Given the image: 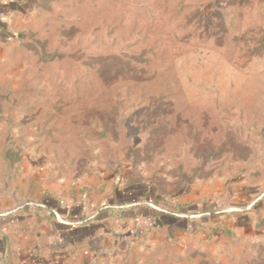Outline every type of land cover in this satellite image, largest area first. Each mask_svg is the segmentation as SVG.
Listing matches in <instances>:
<instances>
[{
    "label": "rangeland",
    "instance_id": "rangeland-1",
    "mask_svg": "<svg viewBox=\"0 0 264 264\" xmlns=\"http://www.w3.org/2000/svg\"><path fill=\"white\" fill-rule=\"evenodd\" d=\"M20 1L0 17L6 209L108 206L136 229L113 264H264V0Z\"/></svg>",
    "mask_w": 264,
    "mask_h": 264
},
{
    "label": "crops",
    "instance_id": "crops-1",
    "mask_svg": "<svg viewBox=\"0 0 264 264\" xmlns=\"http://www.w3.org/2000/svg\"><path fill=\"white\" fill-rule=\"evenodd\" d=\"M5 1L0 0V17L7 13ZM8 201L0 198V264H113V238L136 230L108 206L95 210L47 197L6 209ZM117 222L123 223L122 232ZM140 249L136 246L129 254L138 256Z\"/></svg>",
    "mask_w": 264,
    "mask_h": 264
},
{
    "label": "trees",
    "instance_id": "trees-1",
    "mask_svg": "<svg viewBox=\"0 0 264 264\" xmlns=\"http://www.w3.org/2000/svg\"><path fill=\"white\" fill-rule=\"evenodd\" d=\"M7 1H8V0H7ZM12 1H13L12 5H14V8H15V7H20V4H19V3L21 2L20 0H19L20 2H19V1H15V0H12ZM4 26H6V25H5V22L2 21L1 26H0V27L2 28V29H1V30H2V31H1L2 36H4V33H5V31H6V30H5L6 28H3ZM50 198H52V197H50ZM53 199H54V197H53ZM55 200L58 201L59 199H56V198H55ZM49 209L52 211V208H51L50 206H49Z\"/></svg>",
    "mask_w": 264,
    "mask_h": 264
}]
</instances>
